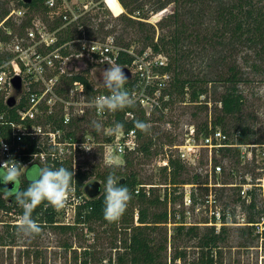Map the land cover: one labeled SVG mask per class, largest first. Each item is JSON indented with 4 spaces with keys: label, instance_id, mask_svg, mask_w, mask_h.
Returning <instances> with one entry per match:
<instances>
[{
    "label": "rangeland",
    "instance_id": "374dc122",
    "mask_svg": "<svg viewBox=\"0 0 264 264\" xmlns=\"http://www.w3.org/2000/svg\"><path fill=\"white\" fill-rule=\"evenodd\" d=\"M10 1L11 10L17 11L19 6L14 0ZM231 1L234 0H216L215 2L198 0L193 4L169 2L163 9L156 11V5H151L152 2L139 0V3L145 4L139 11L143 19L134 18V20L135 22L136 20L143 21L147 23L146 25L152 26V29L154 28V41L166 33L165 19L174 11L177 10L181 22L189 23L186 15H189V11L193 10L191 18V23H194L193 29L204 37L194 46V49H197L198 46L200 48V44H202L207 50L203 58L193 57L190 62L185 63L184 68L190 71L193 77L197 76L198 79H201L200 77L205 76V79L210 81L203 85L206 91L195 102H189L187 94L184 97L172 96L169 113L163 119L156 118L153 120L154 122H150V131L142 134V137L139 138V146L145 144L149 138L152 139L153 144L148 153L128 154L132 164L125 167L123 158L103 155L102 137L107 135L109 128L104 126L106 120L98 121L91 115H86L84 120L75 123L76 128H68L76 138L93 142L94 153L89 156L76 157L74 167L72 166V170H84L88 174L89 177L85 184L93 181L100 182L96 179V173H104L113 169L115 172L122 173L121 176L124 178L130 171H133L142 186H145L146 189L152 187L150 189H153L161 199L166 195L170 200V203L165 204L167 212L171 215L170 223L166 225L169 244L167 251L163 252V255L166 254L168 263L173 256L174 249H177L184 256L175 264H203L197 239L181 234L177 240L173 241L171 235L176 233L175 227L180 224H183L186 229L197 228L198 235L203 234L209 228L204 225L208 218L202 211L198 213L195 210L198 205L202 206L201 203L209 190L210 180L207 174L210 170L208 166L209 154L207 150L200 149V153L194 161L183 163L179 160L184 166V171L177 177L178 184L175 186L166 184L169 182L170 171L166 165L170 158H179L173 147L183 144L184 134L189 125L195 126L201 133L205 128L204 125L208 122L213 123L217 117L221 116L218 100L226 83L218 81V77L226 78L230 65L237 69L242 78L238 84V90L243 97L242 110L236 116H226L221 125L214 127L221 129L232 141H235L240 128L245 126L249 132L253 133L250 144L264 145V51L259 47L249 48L247 45H236L230 52L227 45L228 34H225L222 39L212 37L215 36L216 30L221 32L219 30L221 22L217 20V7L221 6L220 3L228 4ZM97 13L100 15L97 20L91 18ZM117 14L115 12L114 16L105 9H98L90 16L85 17L83 24L86 26L87 23L89 28L97 29L100 22L107 21L105 30L111 31V33L108 36L103 33L96 34L93 37L95 40L103 42L106 37H112L118 45L128 44L136 51L147 50L149 41L145 39V36L150 37L153 30L149 26H145L140 32L137 23L126 27V23L121 19L123 16H127L126 11L116 16ZM132 15L138 16L137 12ZM28 17H32V11L28 12L25 18L12 16L11 20L15 22L17 31L7 41L14 39L17 34L24 35L25 30L19 33L18 26ZM36 17L42 18L40 15ZM89 17L91 18L90 22L94 23L92 26H90V22H87ZM85 26L87 33V26ZM220 44L223 46L221 49ZM71 50L77 49L73 47ZM213 53L214 56H212ZM222 57L224 62L221 60ZM107 68L93 66L87 62L78 64L70 61L67 65L69 73L87 75L91 86L98 92L107 90L103 84V72ZM59 87L65 88L66 85L61 83ZM13 93H1L0 96L6 100ZM87 96L90 95L87 93ZM19 98L18 95L16 105ZM54 109L57 113L55 118L59 119L62 114V103L57 102ZM47 113L46 107L42 106L37 112L35 122L33 121L35 125L32 130L38 126L43 133L53 130L55 124L47 123L45 120ZM155 117L157 116L155 115ZM93 121L102 125L100 131H96L92 127ZM46 138L45 135L37 136L36 142L40 148L38 153L41 155L33 157L32 162L38 163L41 167H48L51 162L50 146ZM200 140L199 136V144ZM226 152H213L212 155V163L219 164L223 170L220 176H213L211 184L217 186H212V190L215 193L217 207L228 221L224 240L219 244L217 254H213V259L217 261L216 264H264V231L261 233L255 225L247 223L250 217L254 219L255 223L264 221V217H262L264 200L261 191L254 187L256 179L263 175L261 169L264 168V160L256 157V148L251 150V155L247 152L242 155V152L239 154L234 150ZM58 163L64 164L65 162ZM27 165L29 164L24 166ZM24 166L20 168L22 173L20 180L23 179ZM243 183H250L253 187L251 200L244 199L241 195V191L247 189L240 186ZM103 188L101 183V190ZM185 191L191 192L193 207L184 206L183 194ZM0 197L5 201L8 199L3 198L2 194ZM250 202L254 203L253 209L247 208ZM163 207L158 208L155 212L162 211ZM131 209H137V205H133ZM19 216L13 210L0 209V264H117L116 257L118 252L122 251L120 243L128 233V230H125L127 224L120 223L116 228H113L100 222H89L76 224L70 230L42 226V232L39 235L23 237L18 234L17 228H12L13 225H17ZM56 220L61 221L60 218H56ZM217 229L219 228H215V230ZM156 232L158 230L153 233V237L158 238ZM162 261L164 263V258Z\"/></svg>",
    "mask_w": 264,
    "mask_h": 264
},
{
    "label": "built area",
    "instance_id": "2783aa9c",
    "mask_svg": "<svg viewBox=\"0 0 264 264\" xmlns=\"http://www.w3.org/2000/svg\"><path fill=\"white\" fill-rule=\"evenodd\" d=\"M40 4L41 11L32 14L30 26L25 29L23 36L17 34L14 39L9 41L0 40V57L10 56L9 60L0 63V94L13 92L11 79L19 76L22 82V91L19 96H24L27 101V107L18 110L19 120L22 123L9 124L12 137L17 142L16 150L12 151L11 146L0 137V165L10 160V164H16L14 157L20 149L23 137L36 142L37 136L45 135L50 146V166L55 162L69 160L72 169L76 157L89 156L94 153L93 142L78 139L74 134L68 135L69 129L76 122L84 120L86 115H91L98 121L106 120L109 124L106 137H109L110 141L101 144L103 155L122 158L128 153L134 152L139 141L136 130L127 131L123 128L121 132L113 133L114 125L111 123L119 111L115 113L105 111L100 114L92 105L96 97L108 95V90L98 92L93 88L96 92L87 96L84 84L76 81L69 86L67 96L61 97L59 89L66 90V87L59 86L64 83V79L80 74L69 73L67 65L70 61L78 64L87 62L93 66L109 68L113 63L117 64L118 57L124 54L131 59L129 65L121 66L128 69L131 74L125 88L135 94L136 103L130 110L124 112L123 118L125 120L134 119L135 110L140 111L145 117L165 116L169 113L172 103L170 96L172 75L165 71L168 63L167 57L160 53L156 54L150 49L136 51L131 46L128 48L119 46L112 37H106L105 41L101 42L87 36L83 24L85 17L90 16L98 9H105L114 16L115 11H118L116 16L121 15L125 11L119 0H40ZM27 14L28 10L20 6L17 11L10 10L4 21L14 15L25 18ZM39 15L42 18L36 17ZM73 30L77 32V36L66 41L65 33ZM11 33L6 31L7 35H11ZM73 47H76L77 50L72 51ZM10 65L14 70L10 68ZM200 96L202 97V95ZM57 102L62 103V128L54 126L53 130L44 133L39 126L32 130L35 125L33 121L42 106L47 108V114L54 118L57 116L54 109ZM124 110H121L120 113H123ZM27 120L32 122V127L24 123ZM184 136L183 144L173 147L178 154V160L183 163L194 161L198 157L200 149L207 150L209 154L208 166L210 170L207 172L210 180L209 190L201 203L202 206L198 205L195 210L198 213L202 211L208 218L204 225L220 229V226L228 224H223L222 214L216 205L215 193L212 190V186H217L211 184L213 176H220L223 172L219 164L212 163L213 152L238 149L239 154L242 152L243 155L247 152L251 155V150L256 148V157L264 160V145L238 144L236 139L232 141L221 129L212 127L211 122L207 123L201 133L195 126L189 125ZM199 136L201 137L200 144L198 143ZM4 145L7 146L6 149ZM37 147L39 148V145ZM38 155L41 153L33 154L28 164L32 163ZM261 170L263 175L256 179L254 187L261 191L264 200V168ZM240 186L247 188L241 191V195L245 199L248 196L247 191H252L253 187L250 183H243ZM86 200L88 198L84 194L83 188L78 191L73 180L72 191L66 205L63 208H55L57 218L61 219V221H57V224L73 225L78 207L85 204ZM166 203H170L168 198ZM183 204L186 207H193L190 191H185L183 194ZM137 218V213H135V224H137ZM170 219L171 215L168 212V224ZM250 225H255L261 233L264 231V221ZM219 229L215 232L218 233Z\"/></svg>",
    "mask_w": 264,
    "mask_h": 264
},
{
    "label": "trees",
    "instance_id": "16d2710c",
    "mask_svg": "<svg viewBox=\"0 0 264 264\" xmlns=\"http://www.w3.org/2000/svg\"><path fill=\"white\" fill-rule=\"evenodd\" d=\"M123 9L126 11L127 16H123L122 21L126 23V27H128L132 23H137L140 32L143 27L149 26L152 29V26L146 25L140 20H134V18H141L142 7L145 5L142 2L139 3V0H119ZM152 2L151 5H156L155 10L163 9L169 2H174V4L182 2L187 4H193L198 2V0H148ZM215 2L216 0H211ZM10 0H0V40H7L13 36V34L17 31L15 22L11 20L9 17L4 21L6 16L9 14L11 8L9 7ZM17 6H22L28 10V12L32 11V14H37L41 11L40 0H31L30 3L26 4L21 0H14ZM221 6L217 7V20L221 22V32L216 30L214 33L215 36L222 39L225 34H228V49L231 52L236 45H247L249 48L259 47L262 51H264V0H234L229 2L228 4L220 3ZM118 13V11H115ZM134 12H137L138 16L132 15ZM193 10L189 11L188 17L189 23H184L180 21V18L177 14V10L174 11L168 18H166L165 28L167 27V31L165 34L161 35L154 41L155 30L150 33L151 36H145V39L149 41L147 45L152 52L158 54H163L167 57L168 63L165 71L167 73L172 74V83L170 89V96L172 99L173 95H179L184 97L186 94L188 95L189 102H195L200 95H203L206 89L203 85L210 82L205 79V76L200 77L198 79L197 76H192L190 71L184 68L185 63H188L195 58H203L206 55L205 46L200 44V48L198 46L197 49H194V46L199 43L200 39H203V35H201L198 31H194L193 26L194 23H191ZM104 15V14H102ZM131 17H129V16ZM99 13L93 15L91 18H95L96 20L99 18ZM143 16V15H142ZM32 17H28L24 19L21 24L18 26V31L23 32L27 27L30 26V21ZM91 18L89 17L87 22H90ZM134 20V21H133ZM106 22H100L98 24L97 29L89 28V24L87 26V36L93 38L96 34L103 33L105 36H108L111 31L105 30ZM94 25L91 21L90 26ZM85 26V24H84ZM85 26V27H86ZM6 31L12 32L11 35H7ZM149 31V30H147ZM150 32V31H149ZM77 36V32L67 31L65 33V40L68 41L72 37ZM117 44V43H116ZM118 45V44H117ZM220 49L223 47L220 44ZM125 48H128L130 45L123 44L119 45ZM144 50V49H141ZM214 51V50H212ZM217 52V51H216ZM214 56V53L212 54ZM231 56V55H230ZM10 59L9 55L0 57V63L3 61H7ZM221 60L224 62V58ZM131 59L124 54H121L118 57L117 64L120 66L129 65ZM10 68L14 70L13 67ZM20 70V68H19ZM86 73V72H85ZM188 75V76H187ZM241 76V75H240ZM239 76L237 69L230 65L228 67V76L226 78H222L219 76L218 81H223L226 83V87L224 88L223 93H221L220 98L218 100V104L220 105V113L221 116L217 117L216 120L211 123L212 127L215 125H221L226 116H236L240 114L243 106V97L242 94L238 90V84L242 81V78ZM76 81H80L84 84L85 91L88 95L94 94L96 91L93 90L91 83L88 80L87 75L76 74L69 78L64 79V83L66 85V90L59 89V94L61 96H67L69 86ZM199 86V87H198ZM27 107V101L24 96L19 98L17 105L13 108L7 107L5 104V98L0 96V137L6 141L10 146L11 150L15 151V147L17 146V142H15L14 138L11 134L10 123L19 124L22 123L19 120L18 110ZM130 110V108H126L123 113H116L114 117L113 123L111 125H115L116 122L122 123L123 128L125 130L135 129L138 138L142 137L144 132H141L139 129L135 127L136 121H143L147 124L150 122H154L153 120L158 118L163 119L164 116L156 115L151 117H145L140 111H134L136 116L132 120H125L123 118L124 112ZM47 112V108H46ZM45 120L48 122H52L55 124L56 128H62L61 117L59 119L54 118L52 115L47 114L45 116ZM27 126H31V121L24 122ZM104 126H109L106 122ZM204 125V127H206ZM76 128V126H72ZM95 135V133H92ZM68 135H73L71 131L68 132ZM253 136L252 131L249 132L245 126L241 127L238 135L236 136V140L238 144H249L251 142V137ZM110 138L103 136L102 142H109ZM152 139L149 138L147 142L141 146L137 145V148L134 152L128 153H139L145 152L148 153L152 146ZM37 143L34 140H30L27 137H23L20 142V149L15 154V161L19 163L20 168L28 164L30 162L32 155L38 153L40 148L37 147ZM229 153L230 150H225ZM234 151H238L235 149ZM226 152V153H227ZM128 154L124 155L122 158L125 162V167L130 166L132 164L131 159ZM65 167L69 170L71 169V162H65L64 164L55 162L52 168ZM41 167L38 163H30L26 166L23 171V179L21 180L18 187L20 189H26L30 180L34 177L36 171ZM167 169L170 168L169 171V182L166 184H170L171 186H175L178 184L177 177L180 175L182 171H184L183 164L178 159L170 158L168 160ZM114 170H109L104 173H96V179L100 180V182L105 185L106 178L110 172ZM164 171L166 169L164 168ZM115 172V171H114ZM74 182L77 190L79 191L85 185V182L88 180V174L84 170H78L74 172ZM115 174L121 177L120 183L124 184L128 187V189L132 193V199L128 204L126 212L123 216L116 222H109L104 219V200H105V192L104 188L102 189L101 195L96 199H88L85 204L78 207L77 213L75 216V221L73 225H58L57 224V212L55 208L49 205L47 202L41 203L37 206L33 213L32 217L36 220L41 226H49L52 228H58L60 230H70L74 228L76 224H84L89 222H100L101 224L107 225L109 227L116 228L120 223L127 224L125 230H128L127 236L125 239L121 241L120 247L121 252H118L116 257L117 264H123L124 262L127 264H175L177 260L182 259L184 255L180 253L177 249H174L173 256L170 258V262L168 263L166 260V254L163 255L167 251V245L169 244L168 236H167V228L168 224V212L166 209L167 196L164 195L163 199L157 195L153 189H146L145 186H142V183L138 181L137 175L130 171L128 175L122 178V173L115 172ZM167 180V179H166ZM73 183V181H72ZM182 184H186L181 182ZM2 188V187H0ZM135 191H138L137 193ZM252 191H247V199H252ZM133 205H137V209H131ZM164 206V207H163ZM162 208V211L155 212L158 208ZM249 209L254 208V203L250 202L247 206ZM0 209H4L5 211H15L17 215H22V208L15 202L14 198H8L7 201L3 200L0 197ZM137 213V224L134 222V214ZM262 217H264V209L262 210ZM223 224L228 223L225 221L224 214L222 215ZM248 224L255 223L254 219L250 217L247 221ZM184 225H177L175 227L176 233L171 235V240H177V237L181 234L186 235L190 238H195L198 240V247L201 258H203V264H216V260L213 259V254H217L219 250V244L224 240V233L226 225L220 226L219 232H215L214 227H210L207 231L203 232V234L198 235L197 228L189 227L186 229L183 227ZM12 228H17V225H13ZM11 228V229H12ZM158 230L157 235L158 238L153 237V233ZM164 258V263H163Z\"/></svg>",
    "mask_w": 264,
    "mask_h": 264
},
{
    "label": "clouds",
    "instance_id": "9594fccd",
    "mask_svg": "<svg viewBox=\"0 0 264 264\" xmlns=\"http://www.w3.org/2000/svg\"><path fill=\"white\" fill-rule=\"evenodd\" d=\"M123 69L119 64L113 63L104 70L103 84L109 94L98 96L92 102L98 113L102 114L105 111L115 113L135 105V94L125 88L128 77ZM92 127L96 131H100L102 125L93 121ZM135 127L144 133L150 131V125L143 121H136ZM122 130L123 124L119 122H116L112 129L113 133H119ZM4 148L6 149L7 146L4 145ZM10 161L0 165V183L5 185V187L0 188V194L5 199L14 198L23 210L22 215L17 220L18 234L23 237L39 235L42 232V226L32 217L34 209L43 202H47L57 209L63 208L72 191L74 170H69L63 166L59 168L40 167L30 180L28 187L20 189L18 185L21 182L22 173L19 163L10 164ZM120 180L121 177L113 171L107 176L104 185V219L109 222L118 221L126 212L132 199L131 191L127 186L121 184ZM9 183L13 184L12 189L6 187Z\"/></svg>",
    "mask_w": 264,
    "mask_h": 264
},
{
    "label": "water",
    "instance_id": "95a60500",
    "mask_svg": "<svg viewBox=\"0 0 264 264\" xmlns=\"http://www.w3.org/2000/svg\"><path fill=\"white\" fill-rule=\"evenodd\" d=\"M24 3L28 4L31 2V0H23ZM126 76L128 77V80L131 77V74L129 72L128 69L124 68L123 69ZM11 84H12V88H13V95L9 96L6 100H5V104L7 105V107L9 108H13L16 105V97L18 95H20L21 91H22V82H21V78L19 76H15L11 79ZM13 186L12 183H9L6 187L8 189H11ZM83 192L86 195V197L88 199H96L98 198L101 193V183L99 181H93V182H89L86 183L83 187Z\"/></svg>",
    "mask_w": 264,
    "mask_h": 264
},
{
    "label": "flooded vegetation",
    "instance_id": "af4514ba",
    "mask_svg": "<svg viewBox=\"0 0 264 264\" xmlns=\"http://www.w3.org/2000/svg\"><path fill=\"white\" fill-rule=\"evenodd\" d=\"M0 187L3 188V187H5V185H3L2 183H0ZM12 188H13V186H12ZM12 188H11V189H12Z\"/></svg>",
    "mask_w": 264,
    "mask_h": 264
}]
</instances>
